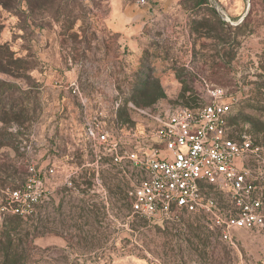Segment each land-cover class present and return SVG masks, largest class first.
Wrapping results in <instances>:
<instances>
[{"label":"rangeland","instance_id":"obj_1","mask_svg":"<svg viewBox=\"0 0 264 264\" xmlns=\"http://www.w3.org/2000/svg\"><path fill=\"white\" fill-rule=\"evenodd\" d=\"M2 1L0 194L31 165L49 193L31 217L0 215V264H264V225L228 242L206 214H134L141 171L86 134L94 121L129 150L158 147L173 111L224 88L230 136L260 147L247 166L264 173V0Z\"/></svg>","mask_w":264,"mask_h":264},{"label":"built area","instance_id":"obj_2","mask_svg":"<svg viewBox=\"0 0 264 264\" xmlns=\"http://www.w3.org/2000/svg\"><path fill=\"white\" fill-rule=\"evenodd\" d=\"M208 93L209 102L179 107L163 121L157 132L158 147L129 150L94 121L87 122L86 134L94 146L110 152L114 164L129 161L141 171L142 178L129 192L134 214L161 220L206 214L221 237L233 242L235 230L264 225V173L247 166L261 152L249 136L240 140L230 136L228 116L233 101L228 91L216 87ZM30 172L22 186L2 190L0 215L28 218L37 212L49 188L42 168L31 165ZM210 187L229 199L228 211H220L207 192Z\"/></svg>","mask_w":264,"mask_h":264},{"label":"trees","instance_id":"obj_3","mask_svg":"<svg viewBox=\"0 0 264 264\" xmlns=\"http://www.w3.org/2000/svg\"><path fill=\"white\" fill-rule=\"evenodd\" d=\"M9 2V3H8ZM2 1L0 0V6L4 9H8V8H11L13 5H12V1ZM22 218V217H21Z\"/></svg>","mask_w":264,"mask_h":264}]
</instances>
